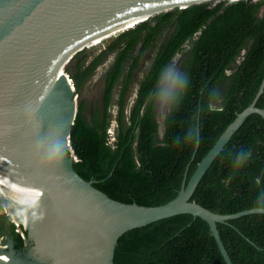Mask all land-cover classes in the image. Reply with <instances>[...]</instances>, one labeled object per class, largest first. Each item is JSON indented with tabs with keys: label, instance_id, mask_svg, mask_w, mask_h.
<instances>
[{
	"label": "trees",
	"instance_id": "obj_1",
	"mask_svg": "<svg viewBox=\"0 0 264 264\" xmlns=\"http://www.w3.org/2000/svg\"><path fill=\"white\" fill-rule=\"evenodd\" d=\"M161 35L127 109V93L139 58ZM193 36L183 62V72L190 76L187 91L178 108L171 109L169 104L159 137L156 99L151 92L162 68ZM136 48L137 55L123 78L124 64ZM109 53L114 54V60L105 78L101 114L87 119L84 100L77 104L68 147L76 157L73 166L117 200L143 205L164 203L180 188L195 147H175L173 138L179 135L183 140L191 126H198L200 140L189 162V177L198 160L255 96L264 76V0L206 1L164 10L117 33L85 65L86 54L74 53V65L69 62L65 69L70 70L76 92ZM120 79L116 134L111 142L108 110ZM160 88L157 86V94ZM209 89L215 90V99L208 97ZM256 105L264 108V89ZM242 148L250 149L251 155L243 166L234 168V154ZM229 152L233 157H228ZM261 189L264 118L252 112L213 158L191 199L211 210L230 213L252 207ZM5 225L14 247L22 249L27 230L23 229L22 235L12 220H2L0 233ZM217 226L233 264H264V215L248 213L217 222ZM114 264L227 263L207 221L191 213H178L121 234Z\"/></svg>",
	"mask_w": 264,
	"mask_h": 264
},
{
	"label": "water",
	"instance_id": "obj_2",
	"mask_svg": "<svg viewBox=\"0 0 264 264\" xmlns=\"http://www.w3.org/2000/svg\"><path fill=\"white\" fill-rule=\"evenodd\" d=\"M206 1L220 0H0V222L12 220L22 235L26 229L25 246L34 240L55 264H114L115 247L125 231L191 213L207 221L224 260L233 264L217 222L253 213L252 207L221 213L191 196L245 118L252 112L264 118V108L256 105L264 76L252 101L188 177L199 143L195 144L180 188L164 203L143 205L109 196L94 179L77 172L76 157L68 152L77 100L74 81L62 65L80 48L154 14ZM114 20L124 24L121 30L95 41L87 38ZM0 264L31 263L11 237L0 233Z\"/></svg>",
	"mask_w": 264,
	"mask_h": 264
},
{
	"label": "rangeland",
	"instance_id": "obj_3",
	"mask_svg": "<svg viewBox=\"0 0 264 264\" xmlns=\"http://www.w3.org/2000/svg\"><path fill=\"white\" fill-rule=\"evenodd\" d=\"M122 27H119L117 29L121 30ZM117 29L110 31L109 33H106L104 36H102L101 38L114 33L115 31H117ZM114 35H111L109 37L103 38L101 41L99 42H95L93 45L90 46H85L80 48V51H76L75 53H78L79 55L82 54H86L84 61H83V65L87 64L93 57H95L100 51L101 49H103L105 46H107L110 41L111 38ZM163 36L161 35V37L158 38V40L151 45L149 48H147L140 56L139 61H138V66L137 68L134 70V78H132L130 86H129V91L127 93V105L126 108H130V106L132 105L134 98H135V93L138 87V82L139 80L142 78L144 72L146 71L153 55L155 54L157 48H158V44L160 43V41L162 40ZM96 39H100L96 38ZM96 39H93L94 41ZM195 39V36L189 38L184 44L183 47L178 50L172 61L169 63V65L175 66L177 67L181 72H183V62L187 53V49L191 46V44L193 43ZM137 49H135L134 52L131 53L130 57L126 60L125 64H124V70H123V78L126 76V74L128 73V69L129 66L131 64V59L133 56L137 55ZM73 57V56H72ZM71 57V58H72ZM71 58H69V60L67 62H65L62 66L65 69L67 64L70 62L69 65L73 66L75 63V59L76 57H74L72 60ZM114 60V54L113 53H109L100 63L99 65L96 67V69L94 70V72L84 81L81 89L76 92V100H77V104H79L81 102V100H84V105H85V115L87 117V119H90L91 116L93 114H101L102 111V95H103V90H104V85H105V78L107 75V72L111 69L112 67V63ZM65 71L70 74V70H66ZM121 88V79L120 81L117 83L116 87L114 88V93H113V99L111 101V104L109 106V117H108V127H107V131L111 132L113 137H111L109 135V141H113L115 134H116V126H117V122H116V114H117V95L119 92V89ZM158 96L163 97L164 96V87L163 85H161V88L158 92ZM155 105H156V110H157V118L159 121V132H158V136L160 137L163 131V120H164V116L166 111L168 110L169 105H163L160 104L159 101L156 99L155 101ZM127 109L125 110V122L127 124Z\"/></svg>",
	"mask_w": 264,
	"mask_h": 264
},
{
	"label": "clouds",
	"instance_id": "obj_4",
	"mask_svg": "<svg viewBox=\"0 0 264 264\" xmlns=\"http://www.w3.org/2000/svg\"><path fill=\"white\" fill-rule=\"evenodd\" d=\"M190 76L187 72H181L177 67L172 65H165L159 75L155 88L152 90L151 95L159 101L160 104L169 105L171 109L178 108L181 100L183 99L187 87L189 84ZM163 85L164 96L160 97L157 94V86ZM215 90L209 89L208 97L215 99ZM200 140L198 128L196 125L191 126L184 135L183 140L181 136H175L173 138V146L181 147L182 145L198 144ZM57 155H60L59 148L57 149ZM228 157H233V154L229 152ZM251 155L250 149H240L236 151L233 158V167L239 168L247 162ZM252 211L254 213L264 215V189H261L257 198L255 199Z\"/></svg>",
	"mask_w": 264,
	"mask_h": 264
},
{
	"label": "flooded vegetation",
	"instance_id": "obj_5",
	"mask_svg": "<svg viewBox=\"0 0 264 264\" xmlns=\"http://www.w3.org/2000/svg\"><path fill=\"white\" fill-rule=\"evenodd\" d=\"M2 222V221H1ZM2 236H8L6 230L4 228L1 231ZM10 237V236H9ZM21 256L28 260L31 264H55L49 259L50 254L43 252V250H39L37 246H35L34 240L29 241L26 246L22 249L18 250Z\"/></svg>",
	"mask_w": 264,
	"mask_h": 264
},
{
	"label": "bare ground",
	"instance_id": "obj_6",
	"mask_svg": "<svg viewBox=\"0 0 264 264\" xmlns=\"http://www.w3.org/2000/svg\"><path fill=\"white\" fill-rule=\"evenodd\" d=\"M171 5V4H169ZM169 5H165V6H169ZM129 19H126L125 22L129 23ZM116 22L115 20L114 21H111L110 23H106L105 25H101L102 27H98L95 29V33L91 34L90 33L88 34L87 38H90V40H93V39H96V38H99V37H102L104 36L106 33H109L110 31L112 30H115L119 27H121L122 25H124L123 23L120 24L119 23H114Z\"/></svg>",
	"mask_w": 264,
	"mask_h": 264
},
{
	"label": "built area",
	"instance_id": "obj_7",
	"mask_svg": "<svg viewBox=\"0 0 264 264\" xmlns=\"http://www.w3.org/2000/svg\"><path fill=\"white\" fill-rule=\"evenodd\" d=\"M109 131V130H108ZM109 133V135L111 136V137H113V135H112V133L111 132H108Z\"/></svg>",
	"mask_w": 264,
	"mask_h": 264
}]
</instances>
